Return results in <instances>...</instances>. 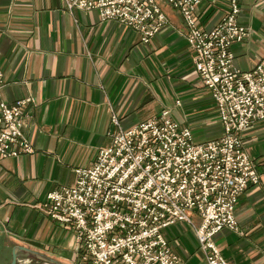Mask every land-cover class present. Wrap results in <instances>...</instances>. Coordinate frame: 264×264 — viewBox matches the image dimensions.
Returning <instances> with one entry per match:
<instances>
[{
    "label": "crops",
    "instance_id": "crops-1",
    "mask_svg": "<svg viewBox=\"0 0 264 264\" xmlns=\"http://www.w3.org/2000/svg\"><path fill=\"white\" fill-rule=\"evenodd\" d=\"M247 36L230 44L233 64L249 69L264 54V0H237ZM167 23L147 42L130 27L100 21L94 9L64 0H0V98L30 97L22 133L33 150L0 158V258L14 247L17 264H74L72 228L36 209L51 189L69 185L114 128H128L163 108L195 141L220 127L209 91L193 69L180 13L158 0ZM228 0H200L198 24L209 29ZM260 174L239 197L237 229L221 228L216 245L230 264H264V119L242 132ZM191 216L199 221L194 212ZM181 264H206L184 221L164 227Z\"/></svg>",
    "mask_w": 264,
    "mask_h": 264
},
{
    "label": "built area",
    "instance_id": "built-area-1",
    "mask_svg": "<svg viewBox=\"0 0 264 264\" xmlns=\"http://www.w3.org/2000/svg\"><path fill=\"white\" fill-rule=\"evenodd\" d=\"M167 1L185 22L194 70L210 90L223 132L191 144L188 130L178 128L165 110L126 129L112 117L117 130L109 144L97 149L90 166L75 168L73 184L48 191L37 204L73 228L81 249L76 264H179L162 229L175 219L189 221L193 208L201 214L196 239L206 263L227 264L211 236L234 226L235 195L246 180L257 179L239 133L264 115V55L248 71L233 65L229 43L247 33L236 20L237 1L229 0V10L210 29L195 22L200 0ZM66 5L95 7L101 16L131 26L140 41L166 22L154 0H66ZM27 104L28 98L0 101V157L32 151L20 129Z\"/></svg>",
    "mask_w": 264,
    "mask_h": 264
},
{
    "label": "rangeland",
    "instance_id": "rangeland-1",
    "mask_svg": "<svg viewBox=\"0 0 264 264\" xmlns=\"http://www.w3.org/2000/svg\"><path fill=\"white\" fill-rule=\"evenodd\" d=\"M155 1V3L157 4V6L159 7V9L162 11V9L160 8V5L158 4V0H154ZM165 3H167L169 6H171L172 8H174V9H176L179 13H180V11L176 8V7H174L173 5H171L167 0H163ZM237 1V0H236ZM199 3V2H198ZM197 3V4H198ZM197 4H196V6H197ZM237 4H238V2H237ZM64 5H65V7H66V9H71L72 7H77V8H80V9H94L96 12H97V15H98V18H99V20L100 21H108V20H110V21H115V22H117V23H120V24H123V25H126V26H128V27H130L131 29H133L131 26H129V25H127V24H124V23H122V22H120V21H118V19H116V18H113V17H108V16H101V14L99 13V10L97 9V8H95V7H90V8H82V7H78V6H76V5H71L70 7H68L67 5H66V0H64ZM196 6H194L195 8H194V11H195V22L198 24V21H197V14H196ZM229 7H230V4H229V0H228V8L223 12V14L226 12V11H228L229 10ZM238 12H239V5H238V11H237V13H236V20L239 22V23H241V24H243V25H245L246 26V28H247V33H246V35L243 37V38H241V39H238V40H232L230 43H229V50H230V44L233 42V41H239V40H242V39H244L246 36H247V34H248V31H249V27L246 25V24H244V23H242V22H240L239 20H238ZM162 13H163V15H164V17H165V20H166V22L159 28V30L161 29V28H163L165 25H166V23H167V19H166V16H165V14H164V12L162 11ZM222 14V15H223ZM180 15H181V13H180ZM221 15V16H222ZM221 16H220V18H221ZM181 17H182V15H181ZM219 18V19H220ZM219 19L215 22V23H217L218 21H219ZM182 20H183V18H182ZM183 22H184V20H183ZM184 24H185V22H184ZM199 25V24H198ZM200 26V25H199ZM212 27V26H211ZM210 27V28H211ZM209 28V29H210ZM185 29H186V25H185ZM204 29V28H203ZM134 30V29H133ZM158 30V31H159ZM135 31V30H134ZM158 31H156V32H158ZM186 31V30H185ZM136 32V34H137V36H138V39H139V34L137 33V31H135ZM156 32H154V33H156ZM153 33V34H154ZM152 34V35H153ZM151 35V36H152ZM150 36V37H151ZM150 37L146 40V41H141V42H147L149 39H150ZM140 40V39H139ZM186 44H187V41H186ZM187 47H188V45H187ZM188 50L191 52V50H190V48H188ZM231 51V50H230ZM231 53H232V51H231ZM191 54H192V52H191ZM264 55V54H263ZM262 55V56H263ZM192 56L193 55H191V59H192ZM262 56L260 57V58H258L256 61H255V63L252 65V67H250L249 69H240L239 67H237L236 65H234L235 67H237L239 70H241V71H248V70H251L252 68H253V66L262 58ZM232 63H233V54H232ZM192 64H193V60H192ZM193 69H194V64H193ZM0 72H1V80H0V88H1V86H2V81H3V73H2V70L0 69ZM196 72V71H195ZM197 73V72H196ZM198 75V74H197ZM198 77H199V79H200V76L198 75ZM200 82H201V80H200ZM201 84L209 91V94H210V96H211V93H210V90H209V88L207 87V86H205L202 82H201ZM24 98H28V104L26 105V107L24 108V111H25V114L23 115V117L21 118V126H20V129H21V127H22V121H23V119H24V117L28 114V106H29V104H30V101H31V99H30V97H20V98H16V99H14V100H12V101H9V102H6V101H3L1 98H0V101H2L3 103H11V102H13V101H15V100H20V99H24ZM211 98H212V96H211ZM212 101H213V105H214V108H215V115H216V117H217V107H216V104H215V102H214V100H213V98H212ZM163 110H165L166 111V113H167V116L173 121V122H175L176 123V125H177V127L178 128H186L187 130H188V133H189V140H190V142H191V144H202V143H205L207 140H209V139H212V138H217L218 136H220L221 134H222V132H223V129H222V126H221V124H220V122H219V119H218V117H217V120H218V123H219V127H220V131H219V134L217 135V136H215V137H211V138H205V139H203V140H200V141H195L194 139H193V137H192V134H191V131H190V129H189V127H187V126H184V125H180L178 122H176L174 119H172L171 117H170V115H169V112H168V109L167 108H163L162 110H160L158 113H155V114H153V115H151V116H149V117H147V118H145V119H142V120H140V121H144V120H146V119H148V118H151V117H153V116H156V115H159ZM112 117H114L115 119H116V121H117V123H118V119H117V116L114 114V113H111V115H110V120H111V122H112ZM262 119H264V115L262 116V117H259L258 119H255V120H253V121H251L250 122V124L245 128V129H247L250 125H252L253 123H255V122H257V121H260V120H262ZM140 121H138V122H140ZM138 122H136V123H138ZM113 123V122H112ZM136 123H134V124H136ZM133 124V125H134ZM113 125H114V123H113ZM132 126V125H131ZM119 127V126H118ZM130 127V126H129ZM120 128V127H119ZM121 129H123V128H121ZM126 129V128H125ZM244 129V130H245ZM117 129H116V126L114 125V128L113 129H111V130H108L107 131V136H108V141H107V143L106 144H104V145H100V146H98L97 147V149L99 148V147H101V146H106V145H108L109 144V142H110V133L111 132H114V131H116ZM244 130H242L240 133H239V140H240V147H241V150L243 151V153H245L246 154V156L249 158V160L251 161V164L253 165V168H254V171H255V173H256V175H257V179H256V181L255 182H252L251 180H246V182H245V185H244V187H243V189H241V190H239L236 194L237 195H235V198H234V200L235 201H233V203H232V208H231V210H232V214H233V218H234V226L232 227V228H229V227H221V228H227V229H231V230H236L237 229V222H236V217H235V214H234V208H235V205H236V203H237V201H238V199H239V197L242 195V193L246 190V188L249 186V185H255V184H258L259 183V181H260V174H261V172L260 171H258L257 170V168H256V166H255V163L253 162V160H252V158L247 154V152L245 151V149H244V146H243V141H242V137H241V135H242V132L244 131ZM21 132H22V130H21ZM22 135L25 137V139H28L23 133H22ZM29 141V140H28ZM30 142V141H29ZM32 146V145H31ZM97 149H96V151H95V155H94V157H93V159H92V161L89 163V164H86V165H83V166H90V164L94 161V158H95V156H96V152H97ZM32 150H33V147H32ZM22 151H20V152H18L17 154H19V153H21ZM23 152H25V151H23ZM31 152V151H30ZM26 153H28V152H26ZM17 154H15V155H17ZM15 155H5V156H15ZM2 157H4V156H1L0 158H2ZM77 167H82V166H77ZM77 167H75V168H77ZM75 168H74V179H73V181H72V183H70V184H73V182H74V180H75ZM263 172H264V170H263ZM69 184V185H70ZM62 186H64V187H66L67 185H62ZM61 187V186H60ZM59 188V187H58ZM56 189V188H55ZM51 190H53V189H51ZM50 190V191H51ZM39 202L40 201H37V202H35L34 204H33V206L36 208V209H38L39 211H41V212H43L42 210H40L38 207H37V204H39ZM192 212H194L195 213V215L198 217V219H199V221L197 222V223H195V221L193 220V218H192V216H191V213ZM188 215H189V221H186V220H183V219H175V220H173L171 223H174V222H176V221H184V222H186L188 225H189V227H191V229L193 230V234H194V237H195V240H196V245H197V248L199 249V247H198V240L196 239L197 237H196V229H197V227L199 226V224H200V217H201V214H200V212H199V210L198 209H196V208H193V209H190V210H188ZM51 217V216H50ZM53 218V217H52ZM54 219V218H53ZM56 220V219H55ZM58 221V220H57ZM60 223H62V224H64V225H68L69 227H71V225L70 224H68V223H66V222H60ZM171 223H169V224H171ZM168 224V225H169ZM167 226V225H166ZM72 228V227H71ZM220 228V229H221ZM164 229V228H163ZM163 229H162V232H163ZM220 229H218L217 231H219ZM216 231V232H217ZM116 232H118V230H113V233H116ZM216 232H214L213 234H212V236H211V240H212V242L215 244V247H216V250H217V252H218V254L225 260V258L221 255V253H220V251H219V249H218V247H217V245H216V242H215V239H214V235H215V233ZM72 234H73V240H74V243H75V246L77 247V243H76V241H75V238H74V235H75V233H74V230H73V228H72ZM163 235H164V232H163ZM164 237H165V235H164ZM166 238V237H165ZM166 241H167V239H166ZM167 244H168V242H167ZM169 245V244H168ZM77 249V248H76ZM81 250V249H80ZM80 250L78 249L77 250V256H76V259H75V261H74V264H76L77 262H78V256H79V253H80ZM200 250V249H199ZM201 252H202V254H203V258H204V261H205V263H206V259H205V257H204V253H203V251L202 250H200ZM10 253H11V251H10ZM174 254V253H173ZM175 255V254H174ZM176 257H177V255H175ZM177 259L179 260V264H181V262H180V259L177 257ZM9 260H10V255H8V254H5L4 256H3V258H0V264H6V263H8L9 262ZM16 262V261H15ZM225 262L227 263V264H230L229 262H227L226 260H225ZM16 264H17V262H16ZM207 264V263H206Z\"/></svg>",
    "mask_w": 264,
    "mask_h": 264
},
{
    "label": "water",
    "instance_id": "water-1",
    "mask_svg": "<svg viewBox=\"0 0 264 264\" xmlns=\"http://www.w3.org/2000/svg\"><path fill=\"white\" fill-rule=\"evenodd\" d=\"M16 251H15V248L13 247L12 249H11V253H10V260H9V262L8 263H6V264H16Z\"/></svg>",
    "mask_w": 264,
    "mask_h": 264
}]
</instances>
